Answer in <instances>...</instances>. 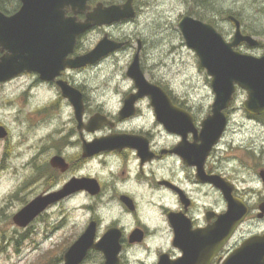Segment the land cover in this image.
Listing matches in <instances>:
<instances>
[{"label":"flooded vegetation","instance_id":"af4514ba","mask_svg":"<svg viewBox=\"0 0 264 264\" xmlns=\"http://www.w3.org/2000/svg\"><path fill=\"white\" fill-rule=\"evenodd\" d=\"M127 2L128 0H88L86 9L81 14L74 15L72 7L66 6L64 17H75L77 22H83L98 5L104 8L120 7ZM142 2L143 0H132L131 6L135 13L133 19L101 27L94 26L80 35L73 52L67 55L66 59L87 54L105 37L117 44H122L119 50L111 52L92 65L79 69L66 68L51 81L42 80L36 72H25L0 82V106L3 109L10 107L12 86L19 89L17 98L22 97L23 101V79L30 78L31 82L26 86V90H40L42 93L50 94L46 104L49 108L40 110L41 114L46 115L47 112L54 110L59 105V100L67 103L70 111L68 125L62 127L53 125L45 131H40V136L37 138L35 171L31 181L36 187L35 197H45L58 192L73 180L87 182L88 189L73 192L61 201L50 205L36 220L42 219L50 209L63 202L76 203L86 200L90 203L81 204L80 209L88 211L90 215L85 220L81 234L91 223H94L93 244L96 245L105 235L112 232L111 238L113 240L117 238L119 248L118 264H176L183 258L184 264H223L246 239L253 235L264 234V218H258V206L264 201V196H261L259 201L261 199L262 201L258 205L252 206L248 197L255 192L252 189H243L236 183L237 180L233 176L221 172L220 166L214 162V159L217 160L223 151L222 145L226 142L231 115L239 113L243 121L263 123L264 115L253 116L247 113L243 108L246 99L241 103L238 102L236 106V96L240 92L246 96V92L235 87L231 102L223 110L226 117L225 130L203 159L204 140L201 127L203 121L211 114L214 94L206 113H203L202 104L193 92L194 89L187 91L174 88L161 78L159 81L152 82L146 79L151 85L160 89L173 110L180 114L179 123L171 129L160 123L155 114L153 101L146 95L134 100L131 115L123 113L128 98L138 95L135 83L126 75L136 54H138L143 75L145 78L148 76L144 65L148 41L144 37H137L136 45H134L129 35L115 32L118 28L122 31L124 25L138 22L144 8ZM22 7L21 0H0V14L6 18L17 14ZM69 7L71 10L67 11ZM225 17L231 28L230 32L221 34L226 42L233 40L236 31L234 19L239 21L241 33L248 35L243 30L242 21L237 15L228 13ZM196 19L200 20V18ZM202 21L205 22V18ZM95 32H97L96 41L88 47H83L82 39ZM162 49L165 48L162 47ZM235 50L247 55L249 52H255L256 57L264 55V45L260 42L255 48L242 43ZM189 51L196 56L193 51ZM122 54L129 56L124 74L127 82L124 87L114 84L116 87L102 90L111 92V97L104 98L97 94L99 88H91L87 83L78 81L80 74L118 60ZM10 56L11 52L5 44L0 43V66L3 63L6 64V59ZM159 62L165 63L162 60ZM58 82L67 83L80 92L83 103L81 122L76 120L74 108L68 99L63 97ZM95 117L98 118L97 129L90 131L87 129L88 124ZM0 126L7 132L0 142L10 143V130L1 119ZM92 143L104 145V148L93 155H85L84 147ZM261 174H264V169L258 173V182L264 188ZM211 177L212 179L213 177L223 178L232 188L231 195L241 200L248 212L221 247H218L217 233L216 236H212L211 244L206 248H200L198 247L201 241L199 239L208 234L205 230L215 225L218 217L224 214L228 207L222 191L210 182ZM204 188L211 194L213 204L202 203ZM139 192L142 194L138 195ZM155 193L164 194L163 196H166L169 202L154 203L155 199L152 197ZM92 201L99 202L104 214ZM139 202L149 204L151 208L149 213L153 212L157 215L156 222H150L149 217L141 211ZM219 202L222 203V210H217ZM255 226L263 227L254 231ZM47 230L48 227L42 229V241L50 245L46 251L55 249L58 244L53 243L47 236ZM214 241H216L215 244ZM50 254L42 260V264L64 263L63 258L60 259L56 254L51 257L52 254ZM105 262L103 252L91 248L80 264H105Z\"/></svg>","mask_w":264,"mask_h":264},{"label":"rangeland","instance_id":"374dc122","mask_svg":"<svg viewBox=\"0 0 264 264\" xmlns=\"http://www.w3.org/2000/svg\"><path fill=\"white\" fill-rule=\"evenodd\" d=\"M197 3L203 4L198 6ZM142 4L144 8L142 6L138 22L124 25L122 31L118 28L115 33L129 35L134 45L137 37L146 38V79L152 82L161 78L174 88L187 91L194 89L193 92L202 104L203 113H206L213 94L210 78L199 68L198 58L185 47L178 29L181 17L185 14L192 15L189 17L193 19L197 18L196 15L203 16L205 22H213L211 25L222 34L231 29L225 15L234 13L241 19L243 30L264 45V0H143ZM96 39L97 32L91 33L82 39L81 44L88 47ZM249 54L255 56V52ZM128 57L127 54H122L118 60L82 73L78 76V81L87 83L91 88H99L97 94L104 98L111 97V92L102 90L116 85L125 86L127 79L124 74ZM160 60L165 63L159 62ZM30 82V78L23 79V101L22 97L17 98L19 89L12 86L10 107L3 109L0 106V119L10 130V143L0 142V163L2 157H6L0 171V264H42V260L47 258L46 254L51 251L52 257L55 254L58 256L78 239L85 220L90 215L88 211L80 209L81 204L88 205L89 201H66L50 209L47 215L35 220L27 228H18L12 222L13 215L36 198V187L32 185L31 178L35 171L40 131L53 125H68L70 118L67 103L62 100H59V105L54 110L46 115L41 114L40 110L49 106L46 104L50 94L40 90H26ZM235 99L238 106V102L241 103L246 96L240 92ZM240 116L239 113L231 115L226 142L222 145L223 151L217 157L219 162L216 158L214 162L220 166L221 172L233 176L240 187L255 192L248 197L250 204L255 206L262 201H259L261 196H264V188L258 182V173L264 169V123L243 121ZM140 194L142 193L139 192L138 195ZM163 195L155 193L152 197L155 199L154 203L167 204L168 198ZM92 202L104 214L99 202ZM202 203H214L206 188L203 189ZM148 205L146 202H139L141 211L149 217L150 222H156L157 215L149 213L151 208ZM222 209V203L219 202L217 210ZM45 227H48L47 236L51 241L58 243L53 250L46 251L50 245L42 241V229ZM262 227L255 226L254 231Z\"/></svg>","mask_w":264,"mask_h":264},{"label":"water","instance_id":"95a60500","mask_svg":"<svg viewBox=\"0 0 264 264\" xmlns=\"http://www.w3.org/2000/svg\"><path fill=\"white\" fill-rule=\"evenodd\" d=\"M21 1L23 7L14 16L6 18L0 14V43L5 44L11 52L6 64L0 66V82L25 72H36L42 80L51 81L66 68L79 69L92 65L111 52L119 50L122 44L105 37L87 54L66 59L67 55L73 52L77 38L94 26L111 25L135 17L131 6L132 0H128L120 7L104 8L98 5L83 22H77L75 17L65 18L64 8L70 5L74 15L81 14L85 11L88 0ZM234 24L236 31L233 40L226 42L210 24L189 16H183L178 22V29L187 48L195 52L199 66L210 77L211 89L215 95L211 114L203 121L201 127L204 140L203 159L225 130L226 117L223 110L231 102L235 87L246 92L247 99L243 108L247 113L253 116L264 115V55L256 57L235 50L242 43L255 48L259 45V41L249 35H243L239 21L234 19ZM126 75L135 83L138 95L128 98L123 113L131 115L134 100L146 95L152 99L160 123L168 129L179 123L180 114L173 110L160 89L151 85L144 77L139 66L138 54L134 56ZM57 84L61 88L63 97L68 99L74 108L76 120L81 122L83 103L80 92L67 83ZM97 122L98 118L91 119L87 129L96 130ZM6 135V130L0 126V139ZM103 148L104 145L92 143L84 147L85 155H93ZM260 177L264 183V174ZM210 182L222 191L228 207L227 211L218 217L217 223L205 230L209 237L207 234L199 239L200 248H206L211 244L212 236H216L217 233L218 247H221L248 212L246 205L231 195L232 188L223 178L211 177ZM84 189H88L87 182L70 181L58 192L34 198L13 215L12 222L18 228H27L50 205L73 192ZM258 211V218H264V201L258 206ZM94 228V223H91L68 248L63 256L64 264H80L91 248L103 252L106 258L105 264H118L117 238L113 240L110 232L95 245L93 244ZM184 262L183 258L176 264H184ZM223 264H264V234L246 239Z\"/></svg>","mask_w":264,"mask_h":264},{"label":"trees","instance_id":"16d2710c","mask_svg":"<svg viewBox=\"0 0 264 264\" xmlns=\"http://www.w3.org/2000/svg\"><path fill=\"white\" fill-rule=\"evenodd\" d=\"M196 17H197V18H200L201 20L204 19L202 16H199V15H196ZM64 251H65V250L61 251L60 254H59L60 256L58 255L57 257H60V259H61V258H62L61 256L64 254ZM49 257H50V256H49ZM51 257H52V256H51Z\"/></svg>","mask_w":264,"mask_h":264},{"label":"bare ground","instance_id":"6f19581e","mask_svg":"<svg viewBox=\"0 0 264 264\" xmlns=\"http://www.w3.org/2000/svg\"><path fill=\"white\" fill-rule=\"evenodd\" d=\"M197 2H198V1H197ZM195 3H196V2H195ZM199 4H201V3H199ZM199 4H198V6H199ZM202 4H203V3H202ZM202 4H201V5H202ZM208 4H209V3H208ZM206 6H207V4H206ZM207 7H208V6H207ZM62 123H63V122H62Z\"/></svg>","mask_w":264,"mask_h":264},{"label":"clouds","instance_id":"9594fccd","mask_svg":"<svg viewBox=\"0 0 264 264\" xmlns=\"http://www.w3.org/2000/svg\"><path fill=\"white\" fill-rule=\"evenodd\" d=\"M71 10V8L69 7V9L67 11ZM153 259H155V257H153Z\"/></svg>","mask_w":264,"mask_h":264}]
</instances>
